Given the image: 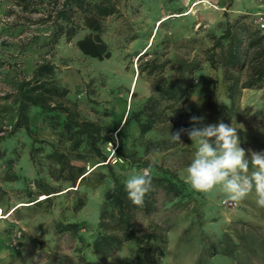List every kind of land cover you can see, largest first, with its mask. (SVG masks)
<instances>
[{
    "label": "rangeland",
    "instance_id": "rangeland-1",
    "mask_svg": "<svg viewBox=\"0 0 264 264\" xmlns=\"http://www.w3.org/2000/svg\"><path fill=\"white\" fill-rule=\"evenodd\" d=\"M55 3L60 6L62 0H0V68L18 75L0 80V99L18 101L19 81L30 78L38 64L52 62L59 85L69 92L65 101L76 104L82 117L108 128L111 142L103 149L118 176L128 179L141 173L149 169L148 162L175 173L196 199H175L161 191L157 212L137 215L141 229L151 224L167 229L163 264H264V209L257 206L255 191L239 203L230 201L219 186L206 193L195 191L185 179L196 151L187 133L176 149L145 154L143 142L161 136L155 131L141 139L131 119L152 94L154 80L145 73L139 75L141 64L169 60L164 77L171 80L178 60L201 55L212 45L210 37L221 34L224 13L231 19L244 15L259 28L264 0H119L117 14L103 21L78 15L77 35L71 41L63 36L52 44L55 26L47 16ZM146 51L150 55L141 57ZM221 81L222 71H213L208 64L197 72L194 95L185 107L187 129L193 127L192 115L205 117L202 126L220 121L232 125L251 161L252 153L264 154V92L243 91L238 110L230 112ZM15 119L8 115L0 123L4 135ZM30 125L37 138L48 143L35 153L34 162L32 140L24 130L0 143V264H57L56 256L68 258L61 260L64 264H81V258L97 261L87 246L98 234L111 183L97 185L96 181L109 171L98 167L93 157L79 161L72 155L73 165L92 174L79 188L54 181L46 157L52 147L67 151L70 143L60 142L38 108L30 110ZM118 147L142 161L129 165L119 156ZM251 171L250 164L247 175ZM6 172L19 180L5 182ZM37 178L60 192L45 200L33 185ZM35 201L39 203L34 205ZM80 201L85 205L79 210ZM73 223L80 225L77 233L61 231V226ZM135 250V243H128L101 264H121Z\"/></svg>",
    "mask_w": 264,
    "mask_h": 264
},
{
    "label": "trees",
    "instance_id": "trees-1",
    "mask_svg": "<svg viewBox=\"0 0 264 264\" xmlns=\"http://www.w3.org/2000/svg\"><path fill=\"white\" fill-rule=\"evenodd\" d=\"M119 0H62V4H53L47 20L54 24L52 44H57L61 37L68 41L74 38L79 27L76 17L90 16L100 21L117 14ZM223 29L220 35L210 37L212 45L201 55L192 59L178 60L175 75L171 80L164 77L169 60L159 62L151 59L141 64L139 75L146 74L153 78L152 94L147 98L141 109L131 115L136 122L141 139L158 131L159 140L143 142L145 154L151 152L176 149L179 142H173L170 134L180 132V139L185 135L188 117L185 107L194 95V79L204 64H208L213 71H222V84L226 98L229 101V111L235 112L245 90H259L264 92V33L248 21L244 15L233 19L224 13ZM147 51L141 57H148ZM140 57V58H141ZM139 58V59H140ZM56 66L49 61L37 65L30 78L21 79L16 92V119L11 131L6 134L0 129V143L13 138L19 131L24 130L32 140L30 152L31 160L34 155L42 151V146L48 145L37 138L30 125V110L38 108L45 122L49 123L53 132L60 138V142H69L67 151L52 147L47 155L50 162L49 176L54 181L68 182L72 188H79L87 181L93 171L88 172L85 167L72 164V155L79 161L93 157L98 167H107L109 175L100 174L96 181L102 185L110 180V187L105 193L104 204L100 213L98 234L88 244L97 261L81 258V264H101L119 253L128 243H135V252L124 259L121 264H163L167 248V229L158 224H151L146 229L137 225L138 214L151 215L158 210V195L161 191L173 198L193 199L189 187L170 170L145 165L151 170L152 190L145 196L142 207L134 205L125 191L126 178L118 176L104 153L103 146L111 142L108 128L99 121L82 117L78 106L65 101L68 90L62 88L56 79ZM5 132V133H4ZM40 146V147H38ZM119 156L129 165L141 162L142 158L133 159L120 147ZM2 157V153H0ZM10 165L14 161H9ZM97 167V168H98ZM12 169V168H11ZM41 175V172H38ZM19 177L6 172L5 182L18 181ZM33 185L40 190L39 194L49 196L58 194L43 181L37 178ZM34 202V201H33ZM39 203L35 201L34 205ZM85 205L80 201L77 209ZM62 232L77 233L80 225L73 223L61 226ZM57 264H64L68 258L56 256ZM65 260L61 261V260Z\"/></svg>",
    "mask_w": 264,
    "mask_h": 264
},
{
    "label": "clouds",
    "instance_id": "clouds-1",
    "mask_svg": "<svg viewBox=\"0 0 264 264\" xmlns=\"http://www.w3.org/2000/svg\"><path fill=\"white\" fill-rule=\"evenodd\" d=\"M204 116L192 115L191 129L185 131L196 146L192 162L186 169V182L197 192H209L219 186L230 201L239 203L253 190L256 204L264 209V154L252 153L251 161L240 147L237 128L220 121L202 126ZM173 142H180V132L170 134ZM251 164V175H247ZM128 199L136 206L144 205L145 196L152 190L149 169L130 176L125 181Z\"/></svg>",
    "mask_w": 264,
    "mask_h": 264
},
{
    "label": "crops",
    "instance_id": "crops-1",
    "mask_svg": "<svg viewBox=\"0 0 264 264\" xmlns=\"http://www.w3.org/2000/svg\"><path fill=\"white\" fill-rule=\"evenodd\" d=\"M18 76L13 71L6 70L5 67L0 68V80L2 78L8 79L9 77L14 78ZM16 100V99H15ZM16 106L17 100L15 102L3 101L0 99V123L8 116L11 115L14 120L16 117Z\"/></svg>",
    "mask_w": 264,
    "mask_h": 264
},
{
    "label": "built area",
    "instance_id": "built-area-1",
    "mask_svg": "<svg viewBox=\"0 0 264 264\" xmlns=\"http://www.w3.org/2000/svg\"><path fill=\"white\" fill-rule=\"evenodd\" d=\"M257 23L259 25V29L264 32V18H260ZM230 204L232 205L233 203Z\"/></svg>",
    "mask_w": 264,
    "mask_h": 264
}]
</instances>
